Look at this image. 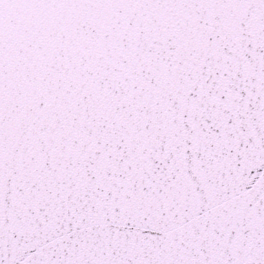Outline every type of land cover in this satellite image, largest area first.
<instances>
[{
	"label": "snow or ice",
	"instance_id": "snow-or-ice-1",
	"mask_svg": "<svg viewBox=\"0 0 264 264\" xmlns=\"http://www.w3.org/2000/svg\"><path fill=\"white\" fill-rule=\"evenodd\" d=\"M0 264H264V0H0Z\"/></svg>",
	"mask_w": 264,
	"mask_h": 264
}]
</instances>
